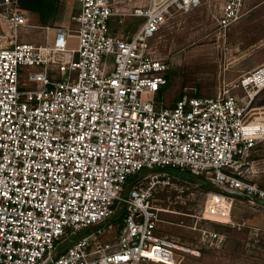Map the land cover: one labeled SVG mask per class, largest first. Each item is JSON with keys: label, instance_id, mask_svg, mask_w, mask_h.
<instances>
[{"label": "built area", "instance_id": "built-area-1", "mask_svg": "<svg viewBox=\"0 0 264 264\" xmlns=\"http://www.w3.org/2000/svg\"><path fill=\"white\" fill-rule=\"evenodd\" d=\"M76 1L74 29L30 42L18 41L30 11L1 0L12 40L0 45V264H173L220 246L205 227L195 247L159 236L156 198L195 196L177 170L211 187L202 220L230 222L237 199L264 209V188L247 176L264 140L263 118L249 116L264 63L235 86L243 95L165 107L169 66L152 42L211 0ZM247 1L223 0L220 25Z\"/></svg>", "mask_w": 264, "mask_h": 264}, {"label": "rangeland", "instance_id": "rangeland-1", "mask_svg": "<svg viewBox=\"0 0 264 264\" xmlns=\"http://www.w3.org/2000/svg\"><path fill=\"white\" fill-rule=\"evenodd\" d=\"M222 1L211 0L191 14L171 18L154 38V54L169 66L168 86L159 97L163 106H174L184 95H243L235 86L264 63V0H248L242 18L228 27L219 23ZM77 12L76 0H59L55 16L49 19L30 12V25L18 31V41L41 42L55 27L74 29L72 18ZM4 30L0 28V45L7 46L12 33ZM249 116L264 120V90L254 98ZM252 161L247 176L264 188V140L258 144ZM183 173L184 177L189 175ZM187 182L189 193H195L193 197H177L174 191L157 195L156 204L162 209L159 236L195 247L199 246L198 229L205 227L223 235L224 241L217 247H202L199 256L182 253L173 264H264V209L237 199L231 208L230 222L202 220L206 207L202 192L211 187L198 188L195 185L199 183Z\"/></svg>", "mask_w": 264, "mask_h": 264}, {"label": "trees", "instance_id": "trees-1", "mask_svg": "<svg viewBox=\"0 0 264 264\" xmlns=\"http://www.w3.org/2000/svg\"><path fill=\"white\" fill-rule=\"evenodd\" d=\"M21 8L30 12H35L40 15L42 19H49L55 16L57 12V5L59 0H17ZM173 174L184 177V173L171 170ZM206 187V184L203 186ZM209 187V186H207Z\"/></svg>", "mask_w": 264, "mask_h": 264}, {"label": "water", "instance_id": "water-1", "mask_svg": "<svg viewBox=\"0 0 264 264\" xmlns=\"http://www.w3.org/2000/svg\"><path fill=\"white\" fill-rule=\"evenodd\" d=\"M185 179L193 181V182H196V183H199L201 185H205L206 184L205 180H203V179H201L199 177H194V176L188 175V176H185Z\"/></svg>", "mask_w": 264, "mask_h": 264}, {"label": "crops", "instance_id": "crops-1", "mask_svg": "<svg viewBox=\"0 0 264 264\" xmlns=\"http://www.w3.org/2000/svg\"><path fill=\"white\" fill-rule=\"evenodd\" d=\"M130 24H131V23H130ZM130 24L127 23L125 28H126L127 30H131V31H133V30L135 29V27H134V28H131V27L129 26Z\"/></svg>", "mask_w": 264, "mask_h": 264}]
</instances>
